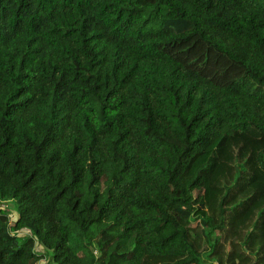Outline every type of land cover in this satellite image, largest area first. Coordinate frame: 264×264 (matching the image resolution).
Wrapping results in <instances>:
<instances>
[{
  "label": "trees",
  "instance_id": "trees-1",
  "mask_svg": "<svg viewBox=\"0 0 264 264\" xmlns=\"http://www.w3.org/2000/svg\"><path fill=\"white\" fill-rule=\"evenodd\" d=\"M42 256L264 264V0H0V264Z\"/></svg>",
  "mask_w": 264,
  "mask_h": 264
},
{
  "label": "rangeland",
  "instance_id": "rangeland-1",
  "mask_svg": "<svg viewBox=\"0 0 264 264\" xmlns=\"http://www.w3.org/2000/svg\"><path fill=\"white\" fill-rule=\"evenodd\" d=\"M7 209L10 210V218L13 220L15 219V212H14V209L13 208H10V206L6 207ZM24 232H21L20 235H23ZM36 251L40 254V255H43L44 253V250L41 246L37 245L36 247ZM43 258L40 260L39 264H47V256H42ZM47 257V258H46Z\"/></svg>",
  "mask_w": 264,
  "mask_h": 264
}]
</instances>
